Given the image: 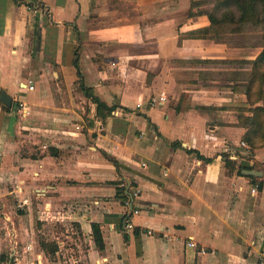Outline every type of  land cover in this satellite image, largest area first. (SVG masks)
<instances>
[{
  "label": "crops",
  "instance_id": "obj_1",
  "mask_svg": "<svg viewBox=\"0 0 264 264\" xmlns=\"http://www.w3.org/2000/svg\"><path fill=\"white\" fill-rule=\"evenodd\" d=\"M190 6L0 0V87L26 109L0 106V264H264V143L244 139L262 45L191 33L210 21Z\"/></svg>",
  "mask_w": 264,
  "mask_h": 264
},
{
  "label": "trees",
  "instance_id": "obj_2",
  "mask_svg": "<svg viewBox=\"0 0 264 264\" xmlns=\"http://www.w3.org/2000/svg\"><path fill=\"white\" fill-rule=\"evenodd\" d=\"M204 2H210L212 4L211 8L202 9L201 4ZM201 13L207 15L210 24L209 26L191 31V33H194L197 36H207L215 39L221 38L218 35L209 33L212 27H219L221 29L228 28L230 31H242L245 29L246 24H249L254 27V30L260 28L259 30L261 31V40L259 41L260 45H262V49L252 63L254 67L252 77L254 78L257 66L260 67V65H264V0H191V6L189 8L188 14L192 16ZM75 65L77 64L75 63ZM251 80L252 78L250 79V81ZM79 87L84 92L85 96H88L93 102L96 103L97 114L101 115L104 110H106L105 112H109L114 107V104H105L102 100H100L96 95L93 94L90 87L85 86L81 81L79 83ZM2 107L6 111H8L9 109L6 106ZM258 108L259 106L254 107L253 116L244 134V139L250 143L251 148L264 143V119H262L260 123L257 112ZM15 109L16 105L14 104L13 115L15 113ZM258 123H260L261 125L258 126ZM258 137L261 138V140L257 141L256 138ZM243 168H245V166L238 167V172H241ZM254 179H257V177H254ZM257 183L258 186H262L261 180ZM120 191H123V189L120 190L117 187V194ZM91 227V234L95 243L98 246H102V236L99 229V224L96 222H92ZM41 245L50 251H54L55 249H57V245L55 242H45L41 240Z\"/></svg>",
  "mask_w": 264,
  "mask_h": 264
},
{
  "label": "rangeland",
  "instance_id": "obj_3",
  "mask_svg": "<svg viewBox=\"0 0 264 264\" xmlns=\"http://www.w3.org/2000/svg\"><path fill=\"white\" fill-rule=\"evenodd\" d=\"M211 6H212V4L210 3V2H204V3H202L201 4V7H202V9H210L211 8ZM197 9V8H196ZM254 27L252 26V25H249V24H246V27H245V29H251L252 31H253V33H255V34H251V35H255L254 37H253V40L254 41H258V40H261V31L259 30V29H253ZM258 31V32H257ZM251 83V90L253 91V95H255V97L256 98H262L263 99V101H264V89H262V85H263V82H264V65H260V67H258L257 66V70L255 71V76H254V78L252 77V80L250 81ZM0 89H5L6 90V88L5 87H0ZM7 91V90H6ZM10 94V93H9ZM11 95V94H10ZM12 96V95H11ZM16 101L14 100V98H13V100H12V105L13 106H11V107H8L9 109H8V111H6V116L8 117L9 116V114H10V110L13 108L14 109V103H15ZM263 104H264V102H263ZM0 106L2 107V106H5L1 101H0ZM7 107V106H6ZM11 108V109H10ZM2 109H3V107H2ZM5 110V109H4ZM16 111H17V108L15 109V113H14V115L15 116H20L19 115V113H16ZM13 112V111H12ZM257 112H258V119H260V123H261V121H262V119H264V106H262L261 105V108H260V106H259V108H258V110H257ZM21 114V113H20ZM6 118H5V123H6ZM260 123H258V126L259 125H261ZM256 140L257 141H259V140H261V138H256ZM24 150H26L27 151V148H23ZM11 201L13 202L14 201V198H11ZM18 200H15V203L17 202Z\"/></svg>",
  "mask_w": 264,
  "mask_h": 264
},
{
  "label": "built area",
  "instance_id": "obj_4",
  "mask_svg": "<svg viewBox=\"0 0 264 264\" xmlns=\"http://www.w3.org/2000/svg\"><path fill=\"white\" fill-rule=\"evenodd\" d=\"M26 86H27V88L32 89L33 88L32 81H30V80L27 81L26 82ZM164 99H165V96L164 95H160L158 97V100H164ZM14 100L16 101L14 104L16 105L17 110L20 109L21 110V114L23 115L24 112L26 111L25 105L23 104L22 100H20V99H14ZM155 100H156L155 97H150V99H149V101H151V102H154ZM140 103L141 102H138L137 105H139ZM256 190H257V184H255L254 186L251 187V191L252 192H255ZM132 211L133 212H137V209L134 208L133 210H131V212ZM123 223H124V229L125 230H129V229H132L133 228V223L130 220L129 216L124 218ZM148 232H151V230H148Z\"/></svg>",
  "mask_w": 264,
  "mask_h": 264
},
{
  "label": "water",
  "instance_id": "obj_5",
  "mask_svg": "<svg viewBox=\"0 0 264 264\" xmlns=\"http://www.w3.org/2000/svg\"><path fill=\"white\" fill-rule=\"evenodd\" d=\"M0 101L7 107L12 106V96L5 89L0 90ZM241 172L243 175H247V176H261L263 173L259 169H254L249 167L243 168Z\"/></svg>",
  "mask_w": 264,
  "mask_h": 264
}]
</instances>
